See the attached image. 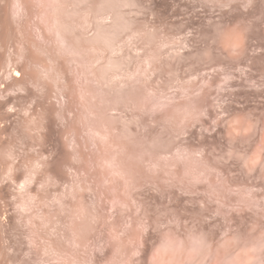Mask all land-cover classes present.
<instances>
[{
  "label": "rangeland",
  "instance_id": "1",
  "mask_svg": "<svg viewBox=\"0 0 264 264\" xmlns=\"http://www.w3.org/2000/svg\"><path fill=\"white\" fill-rule=\"evenodd\" d=\"M30 41L60 57L77 92L92 47L124 73L138 67V81L87 83L98 109L113 108L93 118L105 151L80 104L43 140L32 128L50 106L37 88L9 94L0 264H264V0H0V66L48 63ZM35 161L43 170L27 180Z\"/></svg>",
  "mask_w": 264,
  "mask_h": 264
},
{
  "label": "bare ground",
  "instance_id": "2",
  "mask_svg": "<svg viewBox=\"0 0 264 264\" xmlns=\"http://www.w3.org/2000/svg\"><path fill=\"white\" fill-rule=\"evenodd\" d=\"M102 17L106 20L107 19L113 20V25L111 26L113 32H115V33L119 32L120 33L124 29V27H120L121 24H119V21H120L119 12H115V13L107 12ZM48 18L52 19V25H53L55 31L59 35H61L62 30L64 28V27H62L64 22L61 19L60 14L57 11H53V13ZM104 34L106 37L108 33L107 34L104 33ZM131 35H133V33H131ZM106 39H107V37L105 38V41H106ZM30 43L34 47L38 48L39 53L49 54L48 63H43V61L39 60V58L29 60L26 57L28 55H26L25 57H23L21 55V58L23 57V61H24L23 65L15 66L12 69L10 68L11 70H9V71L8 70L6 71V68L11 64V61H8L5 66H0V135L6 133V130L9 128L8 126H9L10 120L12 119L13 111L15 109V106L13 104L14 102L8 98L9 94L11 92H13V90L15 89L21 93H26L28 95L30 93L29 86L33 85L37 88L38 93L41 94V96H37V95L33 94L32 98L41 97L43 99V102H46L50 106V109L44 110L43 117L40 121H37V122L33 121L34 125H33L32 130H34L36 133L39 134V137L37 135V137L39 139L41 137L44 140L43 134H41V132H44L46 129H48V125H49L48 123L51 122V119L53 120L54 118H59L63 121H68V117H70L72 112H74L73 110L75 109V107L77 108V105L80 104L81 110L87 116V119L85 118L87 121V122H85L86 123V125H85L86 130L88 131L90 136L93 137L94 140H98V142L100 143V145H99L98 142L96 141V143H97L96 145H99V146L96 147V145H95V147H96L95 150L97 149V151H102V150L105 151V148L107 147V145L109 146V144H110L109 133H108L107 129L105 130L103 128H98L99 126L97 124L95 125L96 121H94V120L98 115H101L103 110L105 113H103L102 115H106V113L111 114L110 112L113 113V108L109 109V107L108 108L103 107L104 108L103 110L98 109L99 106L96 105V101L94 100L92 90L89 88V86L87 87V83H89V82L95 83L99 87V89L103 92H107L112 87H114L118 90H121L126 85L128 86L129 82L135 83L136 81H138L137 80L138 79L137 78V76H138V69L137 68L138 67H135L137 64L134 66L135 68L133 67L134 69L129 70V71L127 70V72L124 73L123 71H121L122 68H121V65L119 63L112 61V63H114V64H112L109 61V59L107 60V58L104 56V49L102 47L89 48L88 50H90L91 52H89V54L87 55L85 62H84L85 66L87 68V73H83V72L79 73L78 68L76 67L77 77H78V79L80 78L82 80V81L80 80V82L82 83V85H80V86L83 87L82 89H80L77 92L76 88L73 87L70 83L71 79L66 76V73H65L66 70L64 69L63 61L60 62V57H58L57 54L56 55L50 54L49 49L47 50L43 46H40L41 44L40 45L36 44L35 41H30ZM29 47H30V44H29ZM93 53H95V54H93ZM29 68H34V71H29ZM110 68L111 69L113 68V70H111ZM74 70H72V71H74ZM48 82H52V84H54V87L56 89L55 90L53 89V90L55 92H52L51 87L49 86ZM29 96H31V95L29 94ZM53 100H56L60 103L59 104L60 109H58V110H56V108L54 109ZM77 111H78V109H77ZM74 114H75V112H74ZM120 115H121V113H120ZM76 117H74V118H76ZM93 118H94V120H93ZM188 120L183 119L182 120L183 125L186 124L188 122ZM92 121L94 124L92 123ZM74 125H75V123H74ZM81 125H83V124H81ZM184 126H186V125H184ZM68 133H71V132H68ZM65 134H66V132H65ZM77 135L79 136L80 134H77ZM66 137H67V134H66ZM83 139H85V137H83ZM78 140H76V141L78 142ZM66 141L67 142L68 141L73 142V141H75V139L74 138H66ZM80 143H81V141H80ZM88 143H89V141H88ZM78 144H79V142H78ZM86 144H87V142H86ZM77 153H78V150H77ZM82 153L83 152L81 151V155H82ZM98 155H95V157L96 156L99 157ZM101 155H102V153H101ZM96 159H98V158H96ZM101 159H100V161H101ZM39 162L40 161H37L36 163L33 164V167L31 169V171L29 172V175L26 176V178L29 177V179H27V180H31V178L36 177L37 174L43 170L42 169L43 162H40V163ZM15 169H16V166L14 164H10L8 166L7 172L9 174V176L12 178V180L15 179L14 178Z\"/></svg>",
  "mask_w": 264,
  "mask_h": 264
}]
</instances>
